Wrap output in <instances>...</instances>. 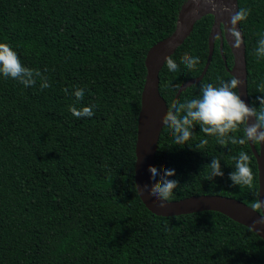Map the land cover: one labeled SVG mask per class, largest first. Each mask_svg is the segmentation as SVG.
I'll use <instances>...</instances> for the list:
<instances>
[{"label": "trees", "instance_id": "1", "mask_svg": "<svg viewBox=\"0 0 264 264\" xmlns=\"http://www.w3.org/2000/svg\"><path fill=\"white\" fill-rule=\"evenodd\" d=\"M186 1L0 0V42L51 85L41 89L37 78L25 87L0 76V264H264V240L249 228L217 212L156 216L136 189L146 56L175 31ZM238 8L251 9L239 24L249 101L259 107L264 58L255 49L264 33V0H238ZM213 23L212 15L200 19L171 56L178 70H161L159 90L168 106L185 82L202 74ZM222 50L217 38L207 74L178 101L198 97L203 83L232 78L226 64L233 67L234 55L226 42ZM185 53L199 57L195 69L180 63ZM78 88L84 90L79 102ZM69 105L94 114L77 118ZM242 128L233 134L237 139ZM173 136L164 127L155 163L158 170H175L169 179L179 184L170 202L219 195L250 207L259 199L249 142L223 147L199 125L185 145H175ZM240 151L251 157L252 188L228 178ZM213 158L224 176L205 180L204 165Z\"/></svg>", "mask_w": 264, "mask_h": 264}, {"label": "clouds", "instance_id": "2", "mask_svg": "<svg viewBox=\"0 0 264 264\" xmlns=\"http://www.w3.org/2000/svg\"><path fill=\"white\" fill-rule=\"evenodd\" d=\"M208 2L212 3V0H208ZM212 6L215 8V3H212ZM224 11L230 10L225 8ZM250 12L251 9L239 8L230 15L231 28L228 29V32L234 38L235 48H240L242 44V36L237 30V25L246 20ZM259 35L260 39L257 42L255 55L264 58V33ZM180 63L187 69L193 70L199 63V57L185 53L181 57ZM165 66L171 72L178 70L177 63L170 55L165 57ZM0 76L18 81L25 87L34 86L37 78L42 81L41 89L51 86L47 78L42 76L40 70L25 66L17 51L10 44L3 42H0ZM242 83L243 81L235 76L228 81L220 79L218 85L203 83L198 97L186 99L183 102L177 101L167 106V111L162 117V123L164 127L172 130L175 145L187 144L193 137V128L196 125H199L200 131L206 136L215 137L217 143L223 147L236 143L241 145L248 142L264 143V96L256 98L259 107L249 106L236 91ZM258 91L264 93V81L258 85ZM65 92L67 93V89ZM74 96L77 102L82 101L84 90L76 89ZM69 110L77 118L91 117L94 114L91 107L77 109L74 105H69ZM242 126L243 135L237 139L233 134L241 131ZM207 143L206 139L201 141V145ZM232 159L235 162L234 170L229 173L228 177L232 185L240 188H252L256 176L250 166V155L245 151H240ZM204 167L207 170L205 180L224 176L220 160L217 158H213ZM148 170L151 173L150 179L154 182L151 185L145 184L143 188L150 196L161 201L159 206L163 208L166 206L165 202L170 201L179 184L177 180L169 179L175 176V170L167 168L158 170L155 166H149ZM136 188L139 190V186ZM250 208L255 212H260L264 210V201L257 199L250 204ZM256 223L264 224V216H261V219Z\"/></svg>", "mask_w": 264, "mask_h": 264}, {"label": "water", "instance_id": "3", "mask_svg": "<svg viewBox=\"0 0 264 264\" xmlns=\"http://www.w3.org/2000/svg\"><path fill=\"white\" fill-rule=\"evenodd\" d=\"M212 3H215V8H213ZM212 3H209L208 0H196V2L187 0L180 10L175 31L166 39L155 44L147 53L145 61L147 76L141 96V111L138 118L135 149V185L139 186L137 192L142 203L156 216L177 217L206 211L217 212L249 228L264 240V224L256 223V221L261 219V216H264V210L255 212L241 201L219 195L192 196L180 201H169L165 202L166 206L161 208L159 206L161 201L150 196L143 188L145 184L151 185L154 182L150 179L151 173L148 169L149 166H155L156 163L158 143L164 129L162 117L166 113L168 106L159 90L160 72L165 65V57L168 55L172 56L176 52L191 35L196 23L203 17L207 15L214 17L209 38V54L206 66L198 78L191 79L182 85L176 94L174 103L178 101L180 95L187 88L203 80L213 59L216 39L219 38L221 41V53L223 54L222 47L224 42H226L234 55L233 67L230 69L226 64V69L232 77L235 76L243 81L238 87V94L251 106L248 96L246 45L240 24L237 25V30L240 31L242 36L240 48L234 47V38L228 32V29L231 28L230 15L239 9L238 0H212ZM225 8L230 11H224ZM194 9L196 10L195 12L193 11ZM249 143L258 164L259 199L264 201V143H259L260 151L256 149L254 143Z\"/></svg>", "mask_w": 264, "mask_h": 264}]
</instances>
